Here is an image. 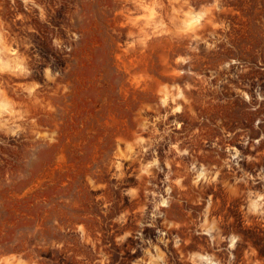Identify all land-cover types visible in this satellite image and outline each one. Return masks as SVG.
<instances>
[{
    "label": "rangeland",
    "instance_id": "1",
    "mask_svg": "<svg viewBox=\"0 0 264 264\" xmlns=\"http://www.w3.org/2000/svg\"><path fill=\"white\" fill-rule=\"evenodd\" d=\"M41 2L55 13H49L46 24H41L33 13L31 24L36 33L30 35L40 61H34L31 79L43 83L42 70L49 64L62 75L58 86L50 87L45 82L39 93L50 101L55 112L34 111L33 115L43 128H55L57 136L56 142L49 144L45 140H34L26 133L21 139H9L8 146H0V256L23 254L25 258L37 261V264H93L101 245L97 244V251H94L80 242L75 226L84 224L94 241L100 239L97 232L102 234V246L111 253V264H130L141 255L139 250L135 254L129 250L139 242L129 238L125 245L117 247L113 235H110L112 229L117 227L111 224V218L124 208H135L142 200L129 203L127 197H121L120 189L113 188L115 181L108 178L105 164L115 138H131L135 127L132 118L136 110L145 104H152L156 99L154 90L157 84L167 79L169 69L162 67V58L174 56L178 50L154 41L143 55L139 51L131 55L120 52L116 47L120 30H116L117 34L113 33L118 18L113 16V12L121 6V0ZM19 7V0L14 7L9 0H0V17L9 21L13 28L17 27L12 21ZM221 7L224 13L217 19L229 26V31L222 33L226 35L228 44H221L214 51L202 49L200 56L194 59V70L205 74L211 70L216 76L212 81L215 84L230 75L227 70L217 71V66L235 58L244 66L242 70L254 69L237 74L236 78L230 77L229 83L240 87L238 78L251 79L258 72V86L264 92V70L261 69L264 68V0H222ZM72 32H76L80 39L73 43L71 53L51 47V37L60 36L70 42ZM236 66L231 71L240 73ZM178 82L182 83L183 80ZM64 86L68 88L66 94L62 93ZM240 88H245L254 96V88ZM188 95L199 119L190 116L187 108L176 118L183 121L180 136L193 157L199 149L205 148L200 142L202 138L210 143L219 135L220 126L215 124L217 119L223 121L222 126L229 130L242 128L247 129L252 137L259 135L252 128V123L256 116L264 113V105L256 113L247 111L248 104L242 97L236 96L228 83L217 88L200 86ZM194 127L200 128L199 135L189 140ZM261 130H264V124ZM224 142L222 137L221 143ZM232 142L235 143V139ZM165 147L162 145L160 148L162 159ZM259 147L264 148V142ZM260 158L264 159V154ZM201 159L206 163L215 162L214 151L209 154V150L205 149ZM261 164L264 161L261 160ZM176 172L182 174L180 169H176ZM85 176H93L98 184L106 183L107 187L92 192ZM222 178L231 179L227 173ZM135 183L134 177H128L120 187ZM210 193L211 188L203 193L190 184L187 192L173 193L177 200L165 210V215L168 219L187 224L180 230L184 236H189L191 229L186 210L191 208L193 216L200 211V207L192 206L190 201L197 196L206 198ZM212 194L221 201L220 205L214 207L219 208L218 212L224 218V232H236L242 236V242L235 250L237 260L242 250L251 243L258 251L260 264H264V226L257 223L255 218H251V226L247 219L242 220L238 210L240 200L226 197L223 191ZM104 198L112 202L107 216L102 215V202L98 201ZM181 200L183 203H180ZM229 217L232 222L227 225ZM136 218L130 217L126 227L135 231ZM54 220L59 223L54 224ZM116 231L119 234L123 229ZM143 234L145 238L153 240L156 236L155 230L147 227ZM53 241H62L63 249H55ZM199 243L193 237L192 244L185 251L194 249ZM169 251L172 264H179L171 245Z\"/></svg>",
    "mask_w": 264,
    "mask_h": 264
},
{
    "label": "clouds",
    "instance_id": "2",
    "mask_svg": "<svg viewBox=\"0 0 264 264\" xmlns=\"http://www.w3.org/2000/svg\"><path fill=\"white\" fill-rule=\"evenodd\" d=\"M9 4L14 7L17 0H9ZM19 5L12 21L17 27L13 28L9 21L0 17V137H3L0 146L6 147L9 139H21L26 133L34 140H45L52 144L56 142L57 130L43 128L33 112H55L50 101L39 93L45 82L50 87L58 86L62 73L53 70L49 64L42 70L43 83L31 79L34 61H40V56L34 51L35 45L30 34L36 33L31 24L33 13L41 24H46L49 13L54 14L55 10L46 7L41 0H19ZM221 5L222 0H121V6L113 12V16L118 18L113 33L117 34L116 30H120L116 47L124 55L137 51L143 55L154 41L166 43L170 49L178 50L174 56L162 58V67L169 69L167 79L157 84L155 101L136 110L132 118L135 127L131 138H115L105 164L108 178L115 181L113 188L120 189L121 197H127L129 203L142 200L135 208H124L111 218V224L117 227L112 229L110 235H113L117 247L125 245L129 238L139 242L129 250L132 254L139 250L141 255L130 264H172L169 245L175 250L179 264H240L241 261L243 264H260L258 251L251 243L242 250L237 260L235 250L242 242V236L236 232H224V218L219 214V208L214 207L220 205L221 201L218 197L214 198L212 193L223 191L226 197L240 200L238 210L242 220L247 219L251 226V218H255L257 223L264 226V164L260 160L264 148L259 147L264 142V130H261L264 113L253 120L252 128L259 132L256 137H252L247 129L229 130L222 126L223 121L217 119L215 124L220 126L219 135L210 143L202 138L200 142L205 148L199 149L195 157L184 146L185 140L180 136L184 124L176 118L187 108L190 116L199 119L196 110L191 107L188 93L200 86L206 89L209 85L220 87L228 83L230 77L236 78L237 74L249 71V68H244L240 73L232 72V67L239 61L230 58L217 66V71L227 70L230 75L213 84L216 76L211 70L207 74L194 70V59L200 56L202 49L214 51L221 44H228L226 35L222 33H227L229 26L217 19L224 13ZM71 36L70 42L60 36L51 37V47L71 53L73 43L80 39L76 32H72ZM180 80L183 82H178ZM229 86L236 96L242 97L248 104L247 111L256 113L264 105V92L259 86L254 90V96L245 88L232 84ZM67 92L68 88L64 86L62 93ZM199 132L200 128L194 127L188 139L198 136ZM222 137L224 143H221ZM162 145H166L163 159L160 153ZM237 145L248 148L249 152L242 153L241 147ZM205 149L209 150V154L214 151L215 162L206 163L201 159ZM241 161L260 166L248 171L242 167ZM176 169L182 170V174H178ZM225 173L231 179L222 178ZM128 177H134L136 183L121 188ZM85 180L92 192L107 187L106 183L98 184L93 176H85ZM189 184L203 193L211 188L212 193L206 198L197 196L190 201L192 206L200 207V211L193 216L191 208L186 210L191 229L190 235L184 236L180 230L187 224L168 219L165 210L177 200L173 193L187 192ZM98 201L102 202V215L107 216L112 202L107 198ZM130 217H137L134 221L135 231L126 227ZM231 222L232 218L229 217ZM53 223L59 222L54 220ZM146 227L155 230L154 240L145 238L143 233ZM116 229L123 231L116 234ZM75 231L80 242L89 245L94 251H97V244L101 245L93 264H111V253L104 250L101 233L97 232L100 239L94 241L84 224H77ZM193 237L200 243L194 249L185 251L192 244ZM52 243L55 249H63L62 241ZM0 264H37V261L25 258L23 254L9 253L0 256Z\"/></svg>",
    "mask_w": 264,
    "mask_h": 264
},
{
    "label": "flooded vegetation",
    "instance_id": "3",
    "mask_svg": "<svg viewBox=\"0 0 264 264\" xmlns=\"http://www.w3.org/2000/svg\"><path fill=\"white\" fill-rule=\"evenodd\" d=\"M238 64H240V65H237L236 68L239 69L240 72H241L242 71L241 68H243L244 66L240 63V61H239ZM255 68L258 69V66L255 65ZM249 69H254V67L249 68ZM261 69L264 70V68H261ZM257 75H258V72H257ZM257 75L255 77L251 78V79H245V78H241V77L238 78V83H239L240 87H250V88H254V90H255L258 87V84L260 83L259 80H258V76ZM229 81L230 80H228V86H229V84H231V83H229ZM232 85H234V84H232ZM241 151H242V153H245V154H247L249 152L248 148H243V147H242ZM251 154L254 155V153H251ZM260 160L264 161L263 158H260ZM241 165H242V167H244L248 171H252L254 167L258 168L260 166V165L249 164V163H247L245 161H241ZM229 177H230V175H229ZM226 224L229 225V222H226Z\"/></svg>",
    "mask_w": 264,
    "mask_h": 264
}]
</instances>
